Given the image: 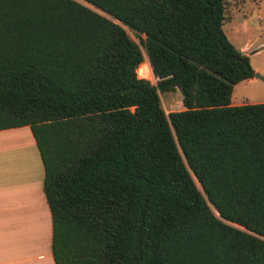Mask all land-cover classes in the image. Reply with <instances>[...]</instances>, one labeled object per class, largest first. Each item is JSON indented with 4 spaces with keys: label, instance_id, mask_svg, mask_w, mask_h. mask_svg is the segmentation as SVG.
I'll return each mask as SVG.
<instances>
[{
    "label": "trees",
    "instance_id": "trees-1",
    "mask_svg": "<svg viewBox=\"0 0 264 264\" xmlns=\"http://www.w3.org/2000/svg\"><path fill=\"white\" fill-rule=\"evenodd\" d=\"M224 15V0H0V130H30L54 264H264V103L230 105L254 72ZM177 87L165 115L158 92Z\"/></svg>",
    "mask_w": 264,
    "mask_h": 264
},
{
    "label": "crops",
    "instance_id": "crops-1",
    "mask_svg": "<svg viewBox=\"0 0 264 264\" xmlns=\"http://www.w3.org/2000/svg\"><path fill=\"white\" fill-rule=\"evenodd\" d=\"M236 28L244 34L252 29L244 21ZM252 43L246 39L239 47L232 46L249 59L253 53L264 51V42L254 48ZM251 69L264 76L259 66ZM257 80L252 77L240 83L252 85ZM246 101L230 99V105L259 104ZM42 179V164L29 128L0 130V264H54L50 251L51 221Z\"/></svg>",
    "mask_w": 264,
    "mask_h": 264
},
{
    "label": "rangeland",
    "instance_id": "rangeland-1",
    "mask_svg": "<svg viewBox=\"0 0 264 264\" xmlns=\"http://www.w3.org/2000/svg\"><path fill=\"white\" fill-rule=\"evenodd\" d=\"M225 4V18L222 24V31L227 40L235 47H239L243 42L252 40V48L258 43L264 42V0H224ZM89 7V6H88ZM91 8V7H89ZM92 9V8H91ZM244 21L249 29L246 34L241 33L236 25ZM127 36L137 45L138 39L133 32L124 28ZM140 50L141 47L139 46ZM142 52V50H141ZM143 61L138 65L139 68L148 66L146 58L142 52ZM260 67L264 74V51L261 54L253 53L249 58V65ZM251 66V67H252ZM137 67V68H138ZM149 67V66H148ZM261 77V75L258 74ZM150 84L154 85L155 80L150 75L147 76ZM158 97L160 106L165 115L170 112H177L183 110L181 106V94L178 89L173 92L159 93ZM231 102H245L247 103H264V81L259 79L252 85H245L239 83L236 85L231 93Z\"/></svg>",
    "mask_w": 264,
    "mask_h": 264
},
{
    "label": "built area",
    "instance_id": "built-area-1",
    "mask_svg": "<svg viewBox=\"0 0 264 264\" xmlns=\"http://www.w3.org/2000/svg\"><path fill=\"white\" fill-rule=\"evenodd\" d=\"M146 69H147L148 75H150V76L152 77V79L155 80V78H154V77L152 76V74H151L150 68H149L148 66H146ZM135 73H136L137 78H139V79H144V80L148 81V80H147V76L145 77V76H142V75H141V71L139 70V67L136 68ZM148 82H149V81H148Z\"/></svg>",
    "mask_w": 264,
    "mask_h": 264
},
{
    "label": "bare ground",
    "instance_id": "bare-ground-1",
    "mask_svg": "<svg viewBox=\"0 0 264 264\" xmlns=\"http://www.w3.org/2000/svg\"><path fill=\"white\" fill-rule=\"evenodd\" d=\"M139 70L141 71L142 76H145V77L148 76V72H147L145 65L143 66V68H139Z\"/></svg>",
    "mask_w": 264,
    "mask_h": 264
},
{
    "label": "water",
    "instance_id": "water-1",
    "mask_svg": "<svg viewBox=\"0 0 264 264\" xmlns=\"http://www.w3.org/2000/svg\"><path fill=\"white\" fill-rule=\"evenodd\" d=\"M253 77H256V78H258V79H261L260 76H258V75H256V74H254ZM178 88H179V87H177V89H178Z\"/></svg>",
    "mask_w": 264,
    "mask_h": 264
}]
</instances>
